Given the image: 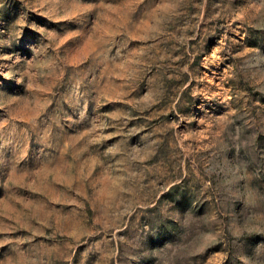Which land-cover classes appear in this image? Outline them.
<instances>
[{
	"label": "rangeland",
	"instance_id": "obj_1",
	"mask_svg": "<svg viewBox=\"0 0 264 264\" xmlns=\"http://www.w3.org/2000/svg\"><path fill=\"white\" fill-rule=\"evenodd\" d=\"M0 264H264V0H0Z\"/></svg>",
	"mask_w": 264,
	"mask_h": 264
},
{
	"label": "trees",
	"instance_id": "obj_2",
	"mask_svg": "<svg viewBox=\"0 0 264 264\" xmlns=\"http://www.w3.org/2000/svg\"><path fill=\"white\" fill-rule=\"evenodd\" d=\"M175 187V186H174Z\"/></svg>",
	"mask_w": 264,
	"mask_h": 264
}]
</instances>
